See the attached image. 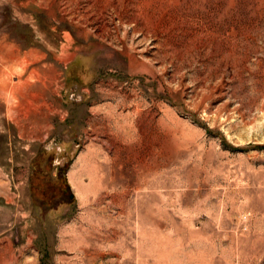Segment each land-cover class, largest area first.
Wrapping results in <instances>:
<instances>
[{
	"label": "rangeland",
	"instance_id": "obj_1",
	"mask_svg": "<svg viewBox=\"0 0 264 264\" xmlns=\"http://www.w3.org/2000/svg\"><path fill=\"white\" fill-rule=\"evenodd\" d=\"M0 264H264V0H0Z\"/></svg>",
	"mask_w": 264,
	"mask_h": 264
},
{
	"label": "bare ground",
	"instance_id": "obj_2",
	"mask_svg": "<svg viewBox=\"0 0 264 264\" xmlns=\"http://www.w3.org/2000/svg\"><path fill=\"white\" fill-rule=\"evenodd\" d=\"M70 35H68V34H66V41H65V43H64V45L62 46V49H61V47H60V50H62L61 52H60V55H58L57 54V58L58 59H60V60H62V61H65V60H67L68 58H70V56L72 55V53H73V50H74V47L73 46H71V48H69V46L68 45H71L72 44V39H71V37H69ZM26 65V64H25ZM21 81V80H20ZM19 84V83H18ZM13 88V87H12ZM11 97H12V95H11Z\"/></svg>",
	"mask_w": 264,
	"mask_h": 264
}]
</instances>
